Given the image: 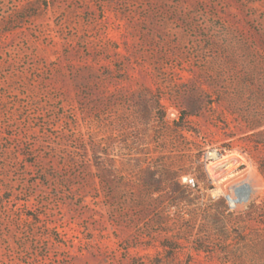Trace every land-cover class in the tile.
<instances>
[{"label": "rangeland", "instance_id": "rangeland-1", "mask_svg": "<svg viewBox=\"0 0 264 264\" xmlns=\"http://www.w3.org/2000/svg\"><path fill=\"white\" fill-rule=\"evenodd\" d=\"M0 264H264V0H0Z\"/></svg>", "mask_w": 264, "mask_h": 264}, {"label": "bare ground", "instance_id": "bare-ground-1", "mask_svg": "<svg viewBox=\"0 0 264 264\" xmlns=\"http://www.w3.org/2000/svg\"><path fill=\"white\" fill-rule=\"evenodd\" d=\"M241 195H243V194L241 193Z\"/></svg>", "mask_w": 264, "mask_h": 264}]
</instances>
